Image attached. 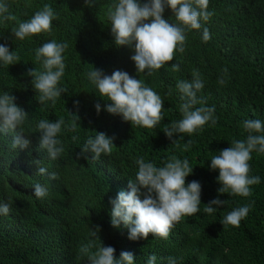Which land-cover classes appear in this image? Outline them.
Here are the masks:
<instances>
[{
	"label": "trees",
	"instance_id": "16d2710c",
	"mask_svg": "<svg viewBox=\"0 0 264 264\" xmlns=\"http://www.w3.org/2000/svg\"><path fill=\"white\" fill-rule=\"evenodd\" d=\"M0 3L17 17V21L0 17V45L20 57L7 67L0 62V95L9 92L28 113L21 136L30 141L25 149H13L19 129L7 134L0 131V203L10 204L9 214L0 215V264H90L86 257L77 259L79 247L90 242L93 251L102 244L114 247L117 259L121 252H131L134 264H147L152 255L157 258L155 264H169L168 257L176 264H264V153H252L249 175L259 176L260 183L251 186L249 197L220 194L219 170L210 167V159L230 148L233 140H246L245 120L264 123V0H209L208 10L213 13L209 21H201L199 30L186 32L184 52L177 50L174 59L151 76L138 73L131 59L134 47H117L114 42L109 12L118 0H93L91 5L87 0ZM45 4L58 17L52 22L51 34L17 39L12 29ZM163 15L169 23H177L170 7ZM204 27L211 35L208 42L202 39ZM52 40L68 44L63 53L65 74L58 85L66 91L55 104H40L34 78L27 73L35 68L43 71L42 61H36V49ZM173 64L179 66L178 71L172 69ZM94 68L108 76L125 71L152 88L163 100L161 123L152 129L133 126L122 116L107 112L111 101L100 96L85 75ZM197 70L204 83L197 96L205 100L204 106L214 107L217 123L209 122L191 137L174 133L169 139L164 129L183 118L177 83L191 82ZM61 117L65 124L57 138L64 152L51 160L40 149L37 125L42 119L56 122ZM74 119L77 129L69 131ZM99 132L114 138L112 154H102L99 160L92 159L91 152L86 158L81 156L87 139ZM190 139L192 143L187 145ZM171 156L187 159L193 168L186 184L200 183V211L176 224L167 240L152 234L131 240L130 226L111 224V201L120 191H130L129 180L136 178L139 158L163 167ZM41 166L57 173L58 179L38 175ZM36 183L47 189L45 198L34 196ZM216 198L225 204L212 214L205 213V205ZM246 205L250 206L248 216L238 228L221 224L230 211ZM97 230L93 237L92 231Z\"/></svg>",
	"mask_w": 264,
	"mask_h": 264
},
{
	"label": "clouds",
	"instance_id": "9594fccd",
	"mask_svg": "<svg viewBox=\"0 0 264 264\" xmlns=\"http://www.w3.org/2000/svg\"><path fill=\"white\" fill-rule=\"evenodd\" d=\"M88 5L93 0H87ZM166 7H170L175 15L177 23H169L164 18ZM209 0H148L140 4L138 0H118L109 12L111 20V32L117 47H134L135 54L131 59L135 62L138 73L151 76L155 71L164 67L174 59L178 50L183 53L186 43V32L199 30L201 21L207 22L213 15L209 10ZM0 17L8 21H17V17L9 13L4 3H0ZM53 8L45 4L42 10L28 20L18 22V27L12 29L13 35L23 41L26 37L38 36L41 33L51 34L52 22L57 19ZM151 22H147V21ZM202 39L208 42L211 39L209 29L203 28ZM67 42L58 43L55 40L44 43L36 49V61H42L43 71L35 68L29 69L27 75L32 76L36 92L39 94L37 101L45 104L52 101L55 104L58 97L66 89L58 87L61 78L65 74V62L63 53L67 49ZM20 57L8 47L0 45V62L5 67L14 65ZM174 71L179 70L177 64L172 65ZM226 73L227 69H223ZM87 78L95 85L100 96L111 101L106 111L122 116L124 121L131 122L133 126L148 129L155 128L164 119L162 115L163 100L141 79L132 78L127 72L116 70L112 75H105L101 70L94 68L88 71ZM193 80L178 81L183 103L180 105L182 119L173 122L164 129L166 136L171 139L174 133L187 134L191 137L204 126L211 122L217 123L214 107H207L205 100L198 98L204 83L200 73L193 72ZM219 83L223 85L225 80L221 78ZM16 97L5 91L0 95V131L7 134L9 131L17 132L12 141L13 149H25L30 141L22 139L24 125L28 119V113L15 103ZM201 105L196 107V105ZM97 112L101 110L96 104ZM65 124L61 117L56 122L40 120L37 130L40 133L39 146L46 151L51 160L58 159L64 152L62 142L57 138ZM243 128L248 133L246 140H233L231 147L223 149L211 160V169L219 170L218 182L222 185L218 192L231 195L249 197L252 194L251 186L260 183L259 176H250V161L252 153H264V123L258 119H249L243 122ZM77 121L74 119L68 127L69 131H76ZM183 136H181V139ZM114 138L99 132L95 138L89 137L82 147L81 156L87 157V153L93 154L92 159L99 160L101 155H111L114 147ZM191 139L187 145H191ZM138 172L135 180H129L130 191H120L116 199L112 200L111 224L119 227L123 222L130 226L129 239H147L149 234L155 238L167 240L171 230L186 216H193L200 211L201 185L197 181L186 184V177L192 172L187 159H179L171 156L163 167H157L151 162H145L143 158L136 161ZM38 175H47L50 180H57L58 174L49 173L48 169L41 166ZM34 196L43 199L48 195L47 189L40 183L33 186ZM142 189L146 190L142 193ZM141 194L144 198L141 199ZM225 201L216 198L204 207L207 214L214 213ZM250 206H242L230 211L221 221L223 226L239 227L240 222L248 216ZM10 212L9 203H0V215L7 216ZM97 232L92 231L96 237ZM94 244H82L78 250L77 259L86 257L90 264H134V256L131 252H121L119 259L115 256V248L112 246H99L93 251ZM156 256L149 257L147 264H155ZM169 264H176V260L168 257Z\"/></svg>",
	"mask_w": 264,
	"mask_h": 264
}]
</instances>
